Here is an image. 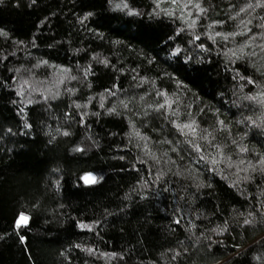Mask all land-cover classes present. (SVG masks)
<instances>
[{"label":"trees","instance_id":"16d2710c","mask_svg":"<svg viewBox=\"0 0 264 264\" xmlns=\"http://www.w3.org/2000/svg\"><path fill=\"white\" fill-rule=\"evenodd\" d=\"M0 264H264V0H0Z\"/></svg>","mask_w":264,"mask_h":264},{"label":"water","instance_id":"95a60500","mask_svg":"<svg viewBox=\"0 0 264 264\" xmlns=\"http://www.w3.org/2000/svg\"><path fill=\"white\" fill-rule=\"evenodd\" d=\"M82 183L87 185V186H91L94 185L96 182V175L95 174H86L82 177L81 179Z\"/></svg>","mask_w":264,"mask_h":264},{"label":"snow or ice","instance_id":"6c2138e0","mask_svg":"<svg viewBox=\"0 0 264 264\" xmlns=\"http://www.w3.org/2000/svg\"><path fill=\"white\" fill-rule=\"evenodd\" d=\"M185 127H190V125H185ZM67 135V133H65ZM27 217H25L23 214H21L20 218L17 220V227L19 228L22 224H25L27 222ZM245 223H248V221H245Z\"/></svg>","mask_w":264,"mask_h":264}]
</instances>
